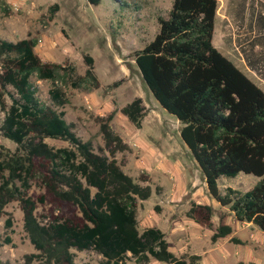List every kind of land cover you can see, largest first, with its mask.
Here are the masks:
<instances>
[{"label":"trees","instance_id":"obj_1","mask_svg":"<svg viewBox=\"0 0 264 264\" xmlns=\"http://www.w3.org/2000/svg\"><path fill=\"white\" fill-rule=\"evenodd\" d=\"M85 1L91 6L101 2ZM217 7L218 0H173L167 18H157L154 38L133 60L152 97L180 123V139L209 196L228 207L237 222L264 234V91L213 45ZM36 45L30 36L15 42L0 38V134L16 146L0 153V217L7 216L0 248L11 243L13 223L5 208L16 203L35 251L24 256L23 264H76L72 251H92L102 264H126L129 258L137 264H197L199 256L171 252L159 229L139 230L137 201L149 199L152 191L117 163L116 154L125 146L109 127L113 115L100 119L104 148L95 152L65 120L60 87L49 90L50 103L39 99L33 77L66 84L68 73L61 65L44 62ZM84 60L87 69L79 83L97 88L93 59ZM143 112L140 98L120 109L136 128ZM48 138L72 148L54 149L45 142ZM239 174L257 181L246 192L227 188L222 194L219 180ZM34 184L40 193H32ZM38 207H47L42 219ZM187 216L198 227L212 229L211 206L192 203ZM231 233L230 226L220 225L210 240L216 243Z\"/></svg>","mask_w":264,"mask_h":264},{"label":"rangeland","instance_id":"obj_2","mask_svg":"<svg viewBox=\"0 0 264 264\" xmlns=\"http://www.w3.org/2000/svg\"><path fill=\"white\" fill-rule=\"evenodd\" d=\"M172 1L101 0L99 5L91 6L85 0H0V37L13 41L34 37L40 58L67 70L66 84L35 81L34 77L32 81L37 86L39 99L45 103H50L48 92L53 85L61 88L66 98L60 108L65 120L72 123L80 139L92 144L95 152L104 148L100 119L113 115L109 127L125 146L116 154L117 163L126 175L142 186L148 184L152 191L149 199L137 201L136 219L140 231L154 227L167 232L164 234L168 249L179 257L191 255L192 236L194 247L201 249V255L204 253L197 264H264V234L251 224L237 222L228 207L220 206L209 196L199 168L176 133V119L158 105L135 66L134 54L154 38L158 31L157 18H167ZM13 5L19 7L18 12ZM260 21H264V0H218L212 43L236 63L246 64L250 75L264 90V71H258L264 64L263 51L255 49L264 45V24L259 27ZM85 56L93 59L97 88L79 83V77L87 69ZM136 98L142 100L144 107L139 128L120 114V109ZM6 100L9 104V99ZM1 112L0 109V116ZM171 130L174 133L169 135ZM166 139L171 141L170 146L165 145ZM45 142L54 149L72 148L60 140L48 138ZM15 147L0 134V153L14 151ZM160 162L173 171L174 175H166L168 184H161L155 175ZM178 170H181L180 176ZM142 177L147 182L140 181ZM256 180L251 175L240 174L220 179L218 189L222 194L227 188L246 192ZM31 191L41 192L36 184ZM192 203L212 207L211 231L196 224L194 227L182 224L183 228L178 225L175 236L170 235L175 224L187 222ZM46 211L47 207H38L37 216L42 219ZM5 212L13 224L8 231L11 243L0 248V260L23 264L24 256L35 251L23 231L17 204H9ZM6 218L5 215L0 217L2 238ZM220 225L230 226L232 233L213 244L210 237ZM231 238H235L237 244L231 242ZM72 252L76 264L103 262L92 251ZM126 264L137 263L129 258ZM148 264L160 263L150 261Z\"/></svg>","mask_w":264,"mask_h":264},{"label":"crops","instance_id":"obj_3","mask_svg":"<svg viewBox=\"0 0 264 264\" xmlns=\"http://www.w3.org/2000/svg\"><path fill=\"white\" fill-rule=\"evenodd\" d=\"M263 24H264V21L262 22V21H260L259 23H258V25H259V27L260 26H263ZM28 36H25V37H23V38H21V39H24V38H27ZM1 39H3V40H8V41H12V42H15V41H13V40H10L8 37H4V38H2V37H0ZM21 39H18V40H21ZM255 49H261L263 52L261 53V56H263L264 57V45L263 46H260V45H258V46H256V48ZM218 50V49H217ZM35 51H37V49L35 48ZM219 51V50H218ZM222 55H224L226 58H228L230 61H232L233 63H234V65L239 69V70H241L251 81H253L257 86H258V84L255 82V80H254V78L250 75L251 73H250V70H249V68L246 66V64H244V65H240V64H238V63H236V61H234V60H232L230 57H228V55H226V54H224V53H222L221 51H219ZM263 90V89H262ZM264 91V90H263ZM175 122V124H176V133L179 135V131H180V128H181V125H180V123L176 120V121H174ZM172 133H174V131H168V134L169 135H172ZM164 140V139H163ZM164 143H165V145L166 146H170L171 145V141L169 140V139H166L165 141H164ZM186 148V147H185ZM165 164V163H164ZM170 165V164H169ZM164 165H163V162H160V164H158V166H157V169H158V171H155V175L157 176V180L159 179L160 181H161V184H162V182L164 183V184H168V179L166 178V175L167 176H169V174H170V176H171V174H173V171H172V169L170 168V167H168V168H166V166L165 167H163ZM176 166H177V163H176ZM162 170V171H161ZM179 174V176L181 175V170H178L177 171V175ZM174 175V174H173ZM238 176H240V174L238 175ZM237 176V177H238ZM171 178V177H170ZM173 178V177H172ZM257 179V178H256ZM257 181V180H256ZM166 190V189H165ZM207 190V189H206ZM163 194H165V192L163 193ZM172 195H174V194H172ZM138 209V208H137ZM172 216H174V215H172ZM181 224V225H180ZM182 224H191L193 227L195 226V223L191 220V219H188L187 220V222L186 223H180V222H178L177 224H175V227H173V230L171 231V233H170V235H172L173 234V236H175V233L176 232H178L177 230H178V225L179 226H181L182 228H183V225ZM190 225V226H191ZM147 228H149V227H147ZM154 228V227H153ZM160 230V229H159ZM194 230V229H193ZM203 230V229H202ZM208 230H210V229H208ZM161 231V230H160ZM211 231V230H210ZM163 233H167V232H164V231H162ZM169 234V233H168ZM200 237V236H199ZM179 238V237H178ZM190 241L192 242V245H193V247H191L190 246V249H191V255H195V256H203V252H202V255L199 253V251L201 250V249H196L195 247H194V238L192 237V236H190ZM211 241V240H210ZM212 243V242H211ZM214 244V243H213ZM174 253H176V252H174ZM191 255H189V256H191ZM188 256V257H189ZM200 260H202L201 259V257H200ZM199 260V261H200ZM201 262V261H200Z\"/></svg>","mask_w":264,"mask_h":264},{"label":"built area","instance_id":"obj_4","mask_svg":"<svg viewBox=\"0 0 264 264\" xmlns=\"http://www.w3.org/2000/svg\"><path fill=\"white\" fill-rule=\"evenodd\" d=\"M13 9L14 11L18 12L19 11V7L17 5H13ZM264 36V33L263 35ZM259 73H262L264 71V64H263V67H261L260 69H258ZM3 119H4V112H1V116H0V125L2 124L3 122ZM134 147H137L136 145H134Z\"/></svg>","mask_w":264,"mask_h":264}]
</instances>
